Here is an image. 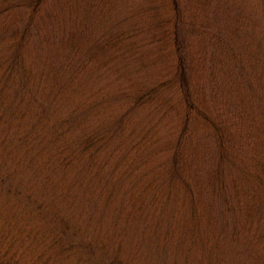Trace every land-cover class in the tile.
<instances>
[{"label": "trees", "instance_id": "16d2710c", "mask_svg": "<svg viewBox=\"0 0 264 264\" xmlns=\"http://www.w3.org/2000/svg\"><path fill=\"white\" fill-rule=\"evenodd\" d=\"M0 264H264V0H0Z\"/></svg>", "mask_w": 264, "mask_h": 264}]
</instances>
